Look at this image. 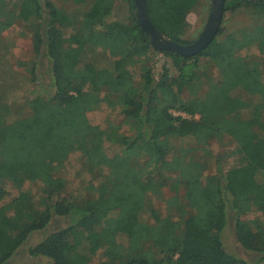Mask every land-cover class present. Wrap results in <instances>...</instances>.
Returning a JSON list of instances; mask_svg holds the SVG:
<instances>
[{
	"label": "trees",
	"instance_id": "trees-1",
	"mask_svg": "<svg viewBox=\"0 0 264 264\" xmlns=\"http://www.w3.org/2000/svg\"><path fill=\"white\" fill-rule=\"evenodd\" d=\"M70 1L76 4L70 11L51 0H20L14 8L23 21H42L36 52L48 58L54 88L11 101L7 81L14 70L6 59L0 63V200L2 180L20 189L0 205V264H14L33 233L59 220L64 225L28 247L27 257L91 264L100 251L101 264H264V175L256 178L247 154L264 153V20L184 56L153 44L134 0L130 23L110 19L115 0ZM197 1L146 0V8L167 39L190 44L182 35ZM241 9L264 18V0H226L225 13ZM89 53L101 59H87ZM158 53L173 61L175 73L167 63L156 72ZM202 59L211 71L202 70ZM102 102L120 108L134 131L113 128L122 149L112 155L107 134L88 116ZM225 137L234 153H208L209 141ZM71 153L105 169V184L86 194L71 191L64 175ZM229 157L237 162L225 173ZM211 164L216 171L206 174ZM151 167L158 175L146 173ZM28 180L37 199L20 188ZM169 186L184 193L164 213L154 200ZM253 212L259 214L244 218ZM230 222L256 260L226 249Z\"/></svg>",
	"mask_w": 264,
	"mask_h": 264
},
{
	"label": "rangeland",
	"instance_id": "rangeland-1",
	"mask_svg": "<svg viewBox=\"0 0 264 264\" xmlns=\"http://www.w3.org/2000/svg\"><path fill=\"white\" fill-rule=\"evenodd\" d=\"M0 0V63L4 64L9 61L12 69L14 70V76L9 79L8 94L11 101L22 102L35 94H43V90L53 91L54 84L51 81V74L49 71L50 62L44 54L37 55V35L42 27V21H32L31 19L23 21L18 18V12L14 11L16 4L20 0ZM55 7L61 9L65 8L70 11L74 6L70 0H51ZM212 8V0H198L192 10L187 16L189 23L186 32L182 35V38L186 41L193 42L201 35L207 20L209 18ZM19 11V7L17 9ZM48 13L44 12V20H47ZM110 19L118 20L121 22L130 23L133 19V12L129 0H115V7ZM264 18L257 16L253 9H241L236 13H225L221 28H224V33L217 36L218 39H224L229 33H232L243 28L252 29L256 25L263 22ZM66 34H70V30L66 31ZM248 53L255 54L256 49H248ZM102 55V54H100ZM105 57L104 55H102ZM100 58L99 54L94 53L87 54V59ZM7 61H6V60ZM108 59V58H107ZM103 60L105 65H110L108 60ZM39 64H38V63ZM155 70L159 73L162 70L164 63H167L170 70L175 73L173 61L170 58L165 57L163 54L155 55ZM200 66L204 71H211L212 65L202 59ZM37 65V75H32L33 69ZM132 76H138V69L132 68ZM176 114H179L176 112ZM246 117L248 113L244 112ZM89 119L95 126H98L104 130L108 138L106 140V152L109 154H116L121 151L122 147L118 142L117 133H114L113 128L119 127L121 134H132L134 131L130 125L125 122V116L120 111V108H110L106 102H102L101 105L88 113ZM188 116V115H187ZM264 134V133H263ZM190 139H186L184 142L188 143ZM177 143H181V140H177ZM183 143V142H182ZM208 149V153H234L235 145L230 142L228 137L223 140H212L205 146ZM249 155L250 163L257 168L256 178L260 181L264 175V153H247ZM234 157H229L223 160V170L227 173L236 164ZM67 168L64 171V175L67 178L69 189L83 194L89 193V191H95L101 185L105 184V169L99 168L92 164L89 159L84 157L82 153H71L66 163ZM216 171L214 164H211L206 171L212 173ZM146 173L151 176L158 175V168H148ZM2 185L6 190V195L0 200V205L11 203L13 198L19 194V186L12 184L8 179L2 180ZM20 188L24 191L32 192V198L37 199V188L30 180L20 185ZM183 195L184 190L180 192H174L171 187H165L164 193L160 199H155L154 204L161 209L164 213H168V206H175L177 200V194ZM170 208V209H171ZM258 212H253L244 218H253L258 215ZM64 225V221H54L46 230L38 233H33L27 245L23 248L22 254L13 262L14 264H50V260L45 257L38 259L29 258L26 256V250L28 247L36 244L42 238L47 236L50 232L55 231L58 227ZM223 239L226 249L233 254L244 257L249 260H256V254L244 251L236 237L235 228L233 223H229L223 233ZM100 252V251H99ZM99 252L93 256L91 264H101L103 257Z\"/></svg>",
	"mask_w": 264,
	"mask_h": 264
},
{
	"label": "water",
	"instance_id": "water-1",
	"mask_svg": "<svg viewBox=\"0 0 264 264\" xmlns=\"http://www.w3.org/2000/svg\"><path fill=\"white\" fill-rule=\"evenodd\" d=\"M137 6V18L144 31L151 35L152 42L160 49L176 51L184 56L200 54L217 37L221 27L226 0H212V8L207 23L201 35L190 44H180L167 39L152 23L149 18L146 0H134Z\"/></svg>",
	"mask_w": 264,
	"mask_h": 264
},
{
	"label": "built area",
	"instance_id": "built-area-1",
	"mask_svg": "<svg viewBox=\"0 0 264 264\" xmlns=\"http://www.w3.org/2000/svg\"><path fill=\"white\" fill-rule=\"evenodd\" d=\"M179 114H183V116H187L186 114H184V113H179Z\"/></svg>",
	"mask_w": 264,
	"mask_h": 264
}]
</instances>
